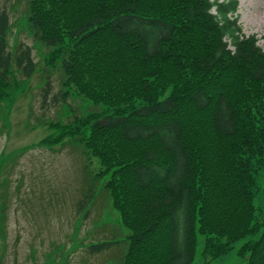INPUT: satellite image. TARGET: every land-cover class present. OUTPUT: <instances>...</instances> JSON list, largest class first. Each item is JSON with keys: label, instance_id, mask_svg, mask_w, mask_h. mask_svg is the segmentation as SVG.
I'll list each match as a JSON object with an SVG mask.
<instances>
[{"label": "trees", "instance_id": "16d2710c", "mask_svg": "<svg viewBox=\"0 0 264 264\" xmlns=\"http://www.w3.org/2000/svg\"><path fill=\"white\" fill-rule=\"evenodd\" d=\"M236 9L237 0H28L22 12L49 48L46 65L61 71L52 99L101 106L51 122L58 134L38 146L81 147L79 219L108 177L103 188L128 231L120 264H194L199 242L203 258L218 259L261 229L239 252L264 264L254 204L259 191L264 214V50L242 32ZM9 17L0 8V95L37 69L29 45L9 44Z\"/></svg>", "mask_w": 264, "mask_h": 264}, {"label": "rangeland", "instance_id": "374dc122", "mask_svg": "<svg viewBox=\"0 0 264 264\" xmlns=\"http://www.w3.org/2000/svg\"><path fill=\"white\" fill-rule=\"evenodd\" d=\"M27 2L0 0V8L10 13L9 44L29 45L37 63L31 77L21 81L15 77L0 95V264H120L128 231L103 188L108 177L103 184L97 183L94 202L87 216L79 219L75 205L85 188L81 147L72 141L50 148L38 146L44 138L54 139L58 134L60 127L51 126V122L66 123L74 115L101 106L82 96L70 97L65 103L52 99L60 88L62 74L60 69L46 65L49 48L35 41L25 19H21ZM236 14L242 32L254 35L264 50V0H237ZM47 73H51V87L42 105ZM260 173L257 179L263 177ZM263 186L262 179L258 188ZM261 203L258 191L255 220L263 225ZM261 232L241 237L227 254L213 260L203 258L199 242L194 264H246L248 253L241 254L240 247L258 239ZM112 238L119 243L99 253L91 254L85 248L88 242Z\"/></svg>", "mask_w": 264, "mask_h": 264}]
</instances>
